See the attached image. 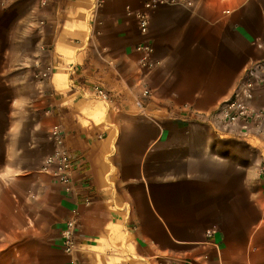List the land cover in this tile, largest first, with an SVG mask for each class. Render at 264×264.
<instances>
[{
    "label": "crops",
    "instance_id": "crops-1",
    "mask_svg": "<svg viewBox=\"0 0 264 264\" xmlns=\"http://www.w3.org/2000/svg\"><path fill=\"white\" fill-rule=\"evenodd\" d=\"M149 1L0 0V264H264V123L212 116L264 59V0Z\"/></svg>",
    "mask_w": 264,
    "mask_h": 264
},
{
    "label": "built area",
    "instance_id": "built-area-1",
    "mask_svg": "<svg viewBox=\"0 0 264 264\" xmlns=\"http://www.w3.org/2000/svg\"><path fill=\"white\" fill-rule=\"evenodd\" d=\"M105 0H96L97 5H101ZM164 3H184L191 4L190 0H150L145 3L147 8H154L156 5ZM140 31L145 33L148 25V16L140 14L138 16ZM137 50L142 51V65L151 68L155 65V61L151 59L152 48L149 45H138ZM50 67L39 72V77L45 79L50 73ZM264 76V59L250 61L243 69L242 74L235 84L231 95L222 101L212 116L224 123L235 124L243 122L244 126L253 124L258 127L264 123V108L255 109L251 106L252 87L256 78ZM97 96L102 100H108V94L99 86L94 88ZM146 94V91H144ZM49 136L54 142V150L47 155L41 165V170L50 175L58 183L68 186L70 183V173L73 166L72 156L65 145V139L60 128L55 125L50 128ZM75 226L74 218L69 219L62 232L63 250L71 253L76 242L73 237L72 230Z\"/></svg>",
    "mask_w": 264,
    "mask_h": 264
}]
</instances>
